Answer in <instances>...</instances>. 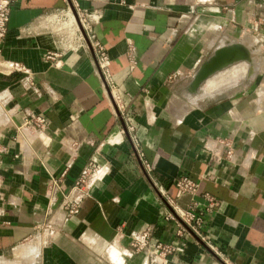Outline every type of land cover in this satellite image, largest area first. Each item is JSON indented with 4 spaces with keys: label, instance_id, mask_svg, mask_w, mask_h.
Wrapping results in <instances>:
<instances>
[{
    "label": "crops",
    "instance_id": "crops-1",
    "mask_svg": "<svg viewBox=\"0 0 264 264\" xmlns=\"http://www.w3.org/2000/svg\"><path fill=\"white\" fill-rule=\"evenodd\" d=\"M233 43L256 77L242 62L207 81L218 96L181 97ZM0 105V264H151L133 246L144 233L176 246L167 264H264V0H15ZM91 165L87 192L72 190ZM183 177L197 194L178 195ZM206 194L200 234L179 237L168 217L208 208ZM66 198L83 200L76 215Z\"/></svg>",
    "mask_w": 264,
    "mask_h": 264
},
{
    "label": "built area",
    "instance_id": "built-area-1",
    "mask_svg": "<svg viewBox=\"0 0 264 264\" xmlns=\"http://www.w3.org/2000/svg\"><path fill=\"white\" fill-rule=\"evenodd\" d=\"M14 1L15 0H0V54L2 45L8 34V23L10 20L11 8ZM79 19L84 31L87 34L88 40L92 42V45L95 49L98 68L101 71L102 75L105 77L106 81L109 82L111 60L105 49L99 44V42L94 39L93 28L90 19L85 14L80 15ZM79 38L81 39L82 37ZM30 123L34 127L42 129L46 126L47 121L45 118L37 117L33 118ZM96 171L97 168L94 165H91L87 169H85L78 180L75 182L72 190H79L82 193L87 192L86 190L89 188L93 174L96 173ZM59 182L60 181L58 179L53 178L51 180V194L62 188ZM176 186L179 196L183 194H197L199 189V185L188 177L181 178L179 181H177ZM206 198L209 201L208 208L202 209L198 204L193 203L188 211L178 214V219L173 215H170L168 217V220H173L176 222L177 235L179 237L183 238L187 234H190L188 229L191 230L194 234H200V230L204 225L206 213H208V211H211L216 206V201L208 194H206ZM82 201L83 200L81 198L75 201L66 198L63 203L64 209L69 215H76L81 208ZM185 225L188 227V229L185 227ZM132 240L134 248L137 251L146 253L148 258L150 259L151 264H167L168 257L175 254L177 251L176 246L168 245L163 242H157L151 249V237L148 233L135 235L133 236Z\"/></svg>",
    "mask_w": 264,
    "mask_h": 264
},
{
    "label": "water",
    "instance_id": "water-1",
    "mask_svg": "<svg viewBox=\"0 0 264 264\" xmlns=\"http://www.w3.org/2000/svg\"><path fill=\"white\" fill-rule=\"evenodd\" d=\"M76 23L79 26L84 38L88 40L87 34L84 31L79 17L73 11ZM89 41V40H88ZM247 63L249 68L248 78L254 79L257 75L254 64V53L251 49L240 43H233L219 47L215 52L199 67L193 76L189 86V97L197 98L202 90V87L207 83V80L215 77L217 74L223 73L226 70L238 66L240 63ZM101 73V71H100ZM102 74V73H101ZM103 76V75H102ZM104 78V77H103ZM188 229V227L185 225ZM194 235V233L188 229Z\"/></svg>",
    "mask_w": 264,
    "mask_h": 264
},
{
    "label": "rangeland",
    "instance_id": "rangeland-1",
    "mask_svg": "<svg viewBox=\"0 0 264 264\" xmlns=\"http://www.w3.org/2000/svg\"><path fill=\"white\" fill-rule=\"evenodd\" d=\"M231 69V68H230ZM217 76H220V74H217L215 77ZM212 91V92H211ZM209 90L208 88V84L206 83L203 87H202V90L200 91V93L198 94V97L200 98H203V99H206V98H212V97H216L218 96V90ZM189 86H187L184 90H183V94H181V97L183 96H187L189 97L188 95L189 94ZM183 95V96H182ZM180 96V95H179ZM195 100V99H194ZM189 102H191V99L189 100ZM3 114L4 115H7V113L5 112V106L3 105V109H2V106L0 105V120H3ZM6 124H3L1 125L0 123V131L1 129L5 126Z\"/></svg>",
    "mask_w": 264,
    "mask_h": 264
},
{
    "label": "bare ground",
    "instance_id": "bare-ground-1",
    "mask_svg": "<svg viewBox=\"0 0 264 264\" xmlns=\"http://www.w3.org/2000/svg\"><path fill=\"white\" fill-rule=\"evenodd\" d=\"M208 80H209V79H208ZM208 80H207V81H208Z\"/></svg>",
    "mask_w": 264,
    "mask_h": 264
}]
</instances>
